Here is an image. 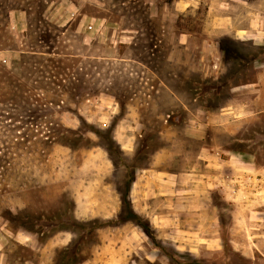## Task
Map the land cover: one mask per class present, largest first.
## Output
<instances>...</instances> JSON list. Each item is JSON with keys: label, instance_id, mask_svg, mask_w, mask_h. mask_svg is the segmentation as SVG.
Wrapping results in <instances>:
<instances>
[{"label": "rangeland", "instance_id": "rangeland-1", "mask_svg": "<svg viewBox=\"0 0 264 264\" xmlns=\"http://www.w3.org/2000/svg\"><path fill=\"white\" fill-rule=\"evenodd\" d=\"M181 1L11 11L0 264H264V0Z\"/></svg>", "mask_w": 264, "mask_h": 264}, {"label": "trees", "instance_id": "trees-1", "mask_svg": "<svg viewBox=\"0 0 264 264\" xmlns=\"http://www.w3.org/2000/svg\"><path fill=\"white\" fill-rule=\"evenodd\" d=\"M45 1L46 0H38L39 7L42 9L45 5ZM21 6L30 9L33 8L30 0H0V51L15 48L14 36L11 31V11ZM30 13L31 11H29V14ZM39 18H43L42 14ZM20 80L17 68H9L6 62L0 59V105H2V107L11 106L17 108L20 107L23 102H29V97H26L22 93L28 90L23 88L24 86L20 83ZM1 116H4V114ZM250 150L256 155L258 161L264 157V154L261 155V152L255 148ZM262 150L264 151V143Z\"/></svg>", "mask_w": 264, "mask_h": 264}, {"label": "crops", "instance_id": "crops-1", "mask_svg": "<svg viewBox=\"0 0 264 264\" xmlns=\"http://www.w3.org/2000/svg\"><path fill=\"white\" fill-rule=\"evenodd\" d=\"M174 2L176 5H179V3L180 4L182 3L181 0L180 2L174 0ZM168 4H172V3H168ZM213 24H214L213 26L216 28H220V27L229 28L230 27L235 32L234 38L239 40L240 42L251 41L254 44L264 43L263 16H260V15L257 16L256 14V16L250 18L248 22L242 25H237L236 22L233 20V17L230 14L226 13V14L217 16ZM210 46L212 48L217 49L218 41L212 40L210 42ZM219 50H221V48H219ZM258 74H259L258 83H257L259 87L258 91H264V66L259 71ZM260 190L261 192H264V184H261ZM150 218L151 220H154L153 215L152 216L150 215ZM165 219H162V220H165Z\"/></svg>", "mask_w": 264, "mask_h": 264}]
</instances>
